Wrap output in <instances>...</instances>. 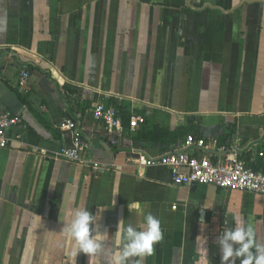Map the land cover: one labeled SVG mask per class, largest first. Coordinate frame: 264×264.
Masks as SVG:
<instances>
[{"label":"crops","instance_id":"1","mask_svg":"<svg viewBox=\"0 0 264 264\" xmlns=\"http://www.w3.org/2000/svg\"><path fill=\"white\" fill-rule=\"evenodd\" d=\"M99 101L119 108L121 131L92 117ZM0 107L22 119L0 149V264H89L61 241L73 208H106L110 235L155 215L163 239L143 264H194L198 239L221 264L215 241L234 214L264 241V196L138 164L181 150L223 159L238 138V157L264 166V0H0ZM136 113L146 120L132 128ZM67 119L99 167L58 156ZM189 134L218 145L186 146Z\"/></svg>","mask_w":264,"mask_h":264},{"label":"clouds","instance_id":"2","mask_svg":"<svg viewBox=\"0 0 264 264\" xmlns=\"http://www.w3.org/2000/svg\"><path fill=\"white\" fill-rule=\"evenodd\" d=\"M129 211H140L139 202L128 204ZM106 208L99 207L96 213L88 208H73L62 223L60 236L63 245L75 244L73 257L83 253L89 264L103 255L105 264H143V258L154 251V246L163 239L160 220L152 213L143 216V222L134 226L121 219L114 234L101 231L99 221ZM234 226H226L217 237L221 264H264V241L257 238L254 228L239 215H233ZM204 221L201 220L200 223ZM197 257L194 264H210L206 243L197 240ZM76 264V261H73Z\"/></svg>","mask_w":264,"mask_h":264},{"label":"built area","instance_id":"3","mask_svg":"<svg viewBox=\"0 0 264 264\" xmlns=\"http://www.w3.org/2000/svg\"><path fill=\"white\" fill-rule=\"evenodd\" d=\"M30 77L28 70L22 72L21 82L27 83ZM94 119L102 121L109 133L121 131L123 128L122 117L119 108L115 104L99 101L91 109ZM19 115L10 114L0 107V149L7 147L9 143L8 132L21 122ZM146 120L143 114L136 113L130 119V127L135 128ZM61 128L72 131V144L60 149L58 156L67 161L81 165L92 164L99 167V163L90 161V141L84 136L78 125L67 119L61 123ZM186 146L198 147L217 146L216 138L207 141L189 134L185 142ZM222 150L227 152L223 159H213L210 155L197 156L186 151L165 153L159 157H147L141 155L138 164L141 167L150 165L167 166L171 171L172 181L176 185L191 187L196 184L214 185L230 191H246L264 196V171L254 170L247 166L238 155L244 149L241 141L236 138L231 144L223 145ZM264 153L261 152L260 155Z\"/></svg>","mask_w":264,"mask_h":264},{"label":"trees","instance_id":"4","mask_svg":"<svg viewBox=\"0 0 264 264\" xmlns=\"http://www.w3.org/2000/svg\"><path fill=\"white\" fill-rule=\"evenodd\" d=\"M242 158V157H241ZM244 162V161H243ZM247 166L251 167L252 169L254 170H261V171H264V166L262 168L256 166V165H253L252 163H249L248 161H245L244 162Z\"/></svg>","mask_w":264,"mask_h":264},{"label":"water","instance_id":"5","mask_svg":"<svg viewBox=\"0 0 264 264\" xmlns=\"http://www.w3.org/2000/svg\"><path fill=\"white\" fill-rule=\"evenodd\" d=\"M202 215H203V213H202Z\"/></svg>","mask_w":264,"mask_h":264}]
</instances>
